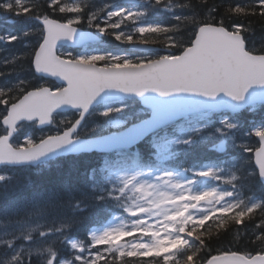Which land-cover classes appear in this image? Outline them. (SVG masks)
I'll use <instances>...</instances> for the list:
<instances>
[{
  "label": "snow or ice",
  "instance_id": "1",
  "mask_svg": "<svg viewBox=\"0 0 264 264\" xmlns=\"http://www.w3.org/2000/svg\"><path fill=\"white\" fill-rule=\"evenodd\" d=\"M202 3L203 17L189 5V15L173 12L175 23L162 26L145 19L147 8L141 11L111 5L92 10L89 4L64 0H0V13L14 16L21 23L34 22L31 26L25 23L30 31L22 29L19 35L0 34V41L12 43L30 36L35 39L31 51L22 57L31 69L32 80L18 78V83L0 87V164L37 162L50 154L103 156V166L92 169L103 177V183L92 189V195L77 199L71 195L70 185L64 184L29 196V201L41 204V214L51 217L52 226L48 231L38 226L5 241L10 256L7 264H40L39 258L33 257L38 239L46 242L50 237L63 236L65 229L82 223L77 215L82 216L88 207L109 202H115L127 214L128 224L118 217L119 224L93 231L87 247L84 242L72 241L70 261H59L58 253L49 246L43 264H124L128 257L137 258L140 264H264V123L247 130L249 139L258 138L257 145L241 142V152L251 155L238 156L228 170L219 163L193 164L179 171L170 167L180 149L194 148L205 133L221 141L215 146L221 153L227 142L236 144L240 140L238 125L227 119L212 121V115L238 104L217 102L216 96L223 92L239 102L252 83L264 84V79H248L180 87L162 79L192 59L193 48L200 42L197 37L225 38L243 54L264 60V55L249 47V29L238 19L264 17V0L247 4L230 0L223 6V14L220 5H209L208 0ZM161 5L171 8L165 0H153L148 7ZM224 16L231 17V23L226 24ZM129 22L138 25L134 32L124 30ZM85 23L93 31H81ZM185 31L192 35L187 43ZM149 35L156 38L149 39ZM102 36H111L139 54L61 51L66 44L90 48L92 41ZM156 45L163 51L153 52ZM248 71L259 74L264 68L250 64ZM3 76L5 73L0 71ZM50 79L58 83L50 84ZM109 90L122 95L117 97ZM149 92L155 94H146ZM192 95L206 99H192ZM133 96L140 98L139 104L130 108L126 100ZM101 104L96 113L101 123L92 126L88 135L80 136L87 115ZM62 110L76 112L77 119H62L60 124L65 127L47 136L19 135L27 124L56 127L55 117ZM225 174L231 190H196L201 180L220 181ZM4 179L0 175V181ZM256 187L262 192L259 199L241 198V189ZM62 192L68 193L67 198H62ZM202 204L209 206L193 215L191 210ZM64 209L69 211L61 215ZM210 221L215 223L217 239L233 229L237 235L241 230L247 234L249 227L255 229L250 237L258 246L253 249L255 254L224 250L212 255V233L202 230ZM57 223L60 227L55 226ZM0 264L5 261L0 260Z\"/></svg>",
  "mask_w": 264,
  "mask_h": 264
},
{
  "label": "trees",
  "instance_id": "2",
  "mask_svg": "<svg viewBox=\"0 0 264 264\" xmlns=\"http://www.w3.org/2000/svg\"><path fill=\"white\" fill-rule=\"evenodd\" d=\"M138 1L141 4V11H144L146 8L148 10V15L145 19L148 22L159 23L162 26H169L175 23L172 15L173 12L178 15H189L191 12V9L188 7L189 5L200 12L201 17L205 15V5L202 3V0H165L166 4H171V8H166L164 5L149 8L148 5L152 4L153 0ZM40 2L43 3V0H40ZM227 2H230V0H208L209 5L216 4L221 6V14H223ZM233 2H235V0H233ZM239 2L247 4L251 3L252 0H239ZM78 3L89 4L92 10L112 5V2L109 0H79ZM179 5H183V7H179ZM219 18V15H217V20ZM238 19L249 29L246 34L249 47L259 54L264 55V17L246 16L238 17ZM224 20L226 24H229L232 18L224 16ZM25 23L31 26L34 22L27 21ZM25 23H21L14 16L0 13V34L13 33L19 35L22 29L24 31H30L29 28L25 27ZM80 27L82 29H88L86 23ZM134 27L135 25L129 22V26L124 30L132 32ZM155 38L156 37L149 35V39ZM191 40V32L185 31V43ZM33 43H35V39L31 36L22 37L12 43L0 41V71L5 73V76L0 77V87H3L5 84H16L18 83V78L32 80V76L30 75L31 69L29 68L27 60L22 57L25 52L31 51L30 45ZM94 47L92 48L98 51L124 52L127 50V45L115 41L111 36H102L101 43L94 45ZM154 47L158 48L160 52L163 51L160 45ZM48 83L53 84V82L50 81H48ZM126 103L131 106H138V102L135 100H127ZM229 117L234 123L239 126L241 125V127L237 132L240 140L237 141L236 144H232L231 142L225 144L224 153H226V158L221 159L219 151L215 147L219 145L221 141L205 133L204 137L199 140L194 148L180 149L177 159L171 163L170 167L179 171L183 167H190L193 164L219 163L221 168L228 170L231 162L238 156L243 155L246 158L249 157L251 154L242 153L239 144L243 142L253 146L257 145L254 137L248 138L247 130L253 126H259L264 123V108H256L252 110V112L246 110L238 115H231ZM76 118L77 116L74 113L62 116L63 120L74 121ZM93 119L100 120L98 115H92L86 118V123L88 124L90 120L92 121ZM55 120L56 127L50 128L49 134L65 127V125L60 124L61 120H59L58 116L55 117ZM42 133L43 132L36 130L34 125H25L19 135L21 137L24 135H32L35 138H39L45 135ZM79 135L83 137L88 135V133L82 130ZM174 135H179V133H175ZM102 166V154L93 153L61 157L37 166L1 168L0 175H3L5 179L0 181V260L5 261V264H7V261L10 259V256L7 255L8 250L5 247V241L13 239L14 237H19L29 229H34L38 226L41 231H48L52 226L51 217L48 214L40 213L41 204L35 201H29L28 198L30 195L50 188H62L65 184L70 185L71 195L77 199L82 195L90 196L93 194L92 189H95L97 185L103 183V177L99 174H94L92 169H99ZM228 179V175L225 174L220 181L213 180L211 182L212 189L215 188L217 191L231 190V185L225 182ZM67 195L68 193L62 192V198H67ZM240 195L241 198L255 196L259 199L262 192L259 187L252 190L244 188L240 190ZM83 207L84 205H81V208ZM68 211L69 209H64L60 214L62 215L64 212ZM115 213L125 214L115 202L88 207L87 211L83 212L82 216L77 215V219L82 220V223H78L71 229H65L63 236L56 235L50 237L46 242L38 239L37 244L33 246V257H38L40 264H43L44 257L48 254L47 248L52 246L58 253L57 259L59 261L63 259L71 260L74 251L70 248L71 241L77 240V242H84L85 246H88L87 239H90L91 230L106 225ZM206 224L207 229L202 230H210L212 233V255L218 254L224 250H239L241 253L255 254L253 249L258 248V246L255 244L254 238L250 239L251 233L255 231V229L249 227L247 234L241 230L238 235L235 229H233L227 236L221 234L217 239L215 223L210 221L206 222ZM55 226L60 227L59 223ZM32 235L35 237L37 233L33 232ZM233 237H236V239H233ZM125 239L127 240L128 237ZM66 240L67 242H65ZM17 251H19V247ZM93 251L95 250L93 249ZM111 259L112 258L109 256L110 261ZM147 259L149 258H144L145 261ZM124 264H140V261L137 260V258L128 257L125 258Z\"/></svg>",
  "mask_w": 264,
  "mask_h": 264
},
{
  "label": "water",
  "instance_id": "3",
  "mask_svg": "<svg viewBox=\"0 0 264 264\" xmlns=\"http://www.w3.org/2000/svg\"><path fill=\"white\" fill-rule=\"evenodd\" d=\"M81 31H88L81 29ZM200 41L193 48V52L195 53L192 59L183 64L179 70L169 72L163 75L162 79L169 84L170 86H180V87H196L201 84L209 83V82H222V81H232L236 83H241L247 81L248 79H264V72L259 74H251L248 71V66L250 64H256L261 68H264V60H259L256 57L247 56L242 52L238 51L231 41L226 40L222 37H209L206 40H201L200 37L196 38ZM97 42V40L92 41V43ZM64 47L68 48H79V45L66 44ZM152 50H155L153 48ZM143 52L147 50H142ZM172 63H176L175 60L171 61ZM55 83L54 79H50ZM113 92L117 97L119 93H115V90H109ZM102 94V95H106ZM149 95H154L155 93H146ZM177 95H188L186 93H178ZM192 99L196 100H205L206 98L203 96L192 95ZM99 99V98H97ZM128 99H135L139 102L138 97H130ZM216 101H223L228 105H237L235 108H225L221 111H217L216 113L226 112V113H237L241 110L249 108L253 105H264V84L260 83H252L250 87L247 88L244 93V99L242 101H235L227 94L220 92L216 96ZM115 102V101H114ZM99 106V105H96ZM95 106V107H96ZM61 111L59 113L69 112ZM74 112V111H72ZM40 129V127H37ZM258 139V138H257ZM73 155V154H68ZM68 155H51L46 159H42L37 162L32 163H21V164H0L1 166L8 167H21V166H35L46 162L53 158H58L62 156Z\"/></svg>",
  "mask_w": 264,
  "mask_h": 264
},
{
  "label": "rangeland",
  "instance_id": "4",
  "mask_svg": "<svg viewBox=\"0 0 264 264\" xmlns=\"http://www.w3.org/2000/svg\"><path fill=\"white\" fill-rule=\"evenodd\" d=\"M68 1V0H67ZM77 1L76 0H69V3H76ZM125 2V4H126V0H120V4H122V3H124ZM125 8H131V9H133V10H138V8H139V6L138 5H134V6H132V7H125ZM61 51H65L64 49H61ZM113 106H114V104H113ZM129 106H131L130 104H129ZM103 107V105L102 106H100V107H98V108H96V110H94L93 112H91V114L92 113H97L98 111H99V108H102ZM132 107V106H131ZM97 115V114H96ZM221 119H227V120H229V118L227 117V116H220V117H218V120H221ZM98 119H93L92 121H90L88 124H86V126H84L82 129H84L87 133H89L90 132V130H91V127L92 126H94V125H96V124H99V123H101V120H98ZM230 121V120H229ZM1 174V173H0ZM205 189H211L209 186H201L198 190H205ZM207 206H209V205H204V204H202V205H200V206H198V208L197 209H192L191 211H192V213H193V215H199V213H200V211L203 209V207H207ZM118 217H120V218H123V222L125 223V224H128L130 221H129V218L127 217V214H126V216H122V215H118V214H116V215H114L113 216V218H112V220L109 222V224L108 225H106L105 227H107V226H115V225H117V224H119L120 223V220H118L117 218ZM104 228V227H103ZM99 230H101V229H94L93 231H99ZM92 231V232H93ZM132 242H134V241H132ZM131 243V242H130Z\"/></svg>",
  "mask_w": 264,
  "mask_h": 264
}]
</instances>
